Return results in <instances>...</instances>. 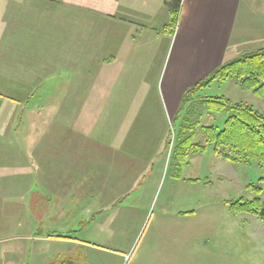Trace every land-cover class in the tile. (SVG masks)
Listing matches in <instances>:
<instances>
[{"label": "crops", "instance_id": "1", "mask_svg": "<svg viewBox=\"0 0 264 264\" xmlns=\"http://www.w3.org/2000/svg\"><path fill=\"white\" fill-rule=\"evenodd\" d=\"M263 1L182 0L177 28L169 32L166 30L170 19L166 0H0V90L5 92L0 93V148L22 152L25 148L81 147L82 153L77 156L89 157V144L83 146L68 140L71 132L66 126L51 130L37 121L45 116L43 113L59 116L58 102L71 99L67 93L60 97V86L72 88L76 84L79 86L76 91L80 92L75 93V100L97 101L101 128L93 148L99 153L103 150L101 157L108 153L116 166V160L122 162L125 159L122 149L129 152L131 160L137 154L133 150L145 149V153H151L149 150L156 145L159 148L166 144L170 135L169 122L173 121L172 126H175L187 89L243 52L260 49L251 50L252 46L259 42L264 44V17L260 15L252 20L248 17ZM26 4L38 7L39 23L29 14L36 9L31 12L24 7ZM56 12L61 13L60 18L56 23L49 22V16ZM32 24L33 29L30 28ZM48 40L53 44L42 47V42ZM60 42L62 44L58 45ZM170 52L165 105L158 111L150 110L152 115L149 116L156 118L152 123L146 120L153 125L148 141L141 135L139 141L133 140V93L145 92L144 97L153 104L154 83ZM47 84L53 86L49 89L50 96L38 95L37 86ZM47 99L56 103L53 115L49 110H43L44 105L38 102ZM9 109L18 111L16 118H33L32 123L25 128H16L8 118ZM84 111L82 114L86 116ZM124 117L128 120L123 121ZM141 131L144 133L145 129ZM49 132L54 133L55 139L47 142L45 138ZM122 132L131 136L123 140ZM23 137H29L31 141L24 142ZM34 154L37 155L35 162L30 158L27 165L23 160L24 168L17 166L7 174L3 172L1 180L15 181L21 179V175L29 181L41 182L44 176L38 165L43 162L38 151ZM132 163L129 160V164ZM116 171L117 167H114V177L119 183L113 189L106 190L104 185L98 195L89 190L81 195L83 239L66 235L43 238L50 243L71 246L66 247L63 254L53 256L49 264H73L77 260L75 253H70L73 251H81L82 264H202L201 255H198L201 246L194 242V237L187 236L186 222L181 221L186 214L179 209H174L173 220L157 223L133 256L147 215L138 219L136 211H125L127 207L122 196L134 190L133 187H120L121 178ZM131 175L129 183L133 180ZM49 191L41 183L39 189L33 191L36 207L45 205V213L50 212L48 207L58 209L78 202L74 194L67 191L57 192L49 200L43 198ZM91 200L98 201L99 205L92 208ZM164 212L167 211L164 209ZM47 216L44 217L47 222L56 218ZM131 220L133 226L128 231L129 239L125 240L122 231ZM192 249L198 252L191 253Z\"/></svg>", "mask_w": 264, "mask_h": 264}, {"label": "rangeland", "instance_id": "2", "mask_svg": "<svg viewBox=\"0 0 264 264\" xmlns=\"http://www.w3.org/2000/svg\"><path fill=\"white\" fill-rule=\"evenodd\" d=\"M24 7L31 12L36 9L35 12L29 14L38 23L41 21L39 9L35 4H26ZM255 7L248 15L251 20L260 15L262 18L264 17V1ZM60 15V12H56L49 16L48 21L56 23ZM30 28H34L33 24ZM52 44V40L44 41L42 47L47 45L50 47ZM61 44L62 42L58 43V45ZM261 47H264V44L259 42L252 46L251 50ZM170 58L171 52L160 70L158 80L154 83V94L151 97L153 104L147 100V97H144L145 92L142 94L133 93V140L139 141V135L144 136V139L147 140V137L153 133V125L146 120L152 123L156 117L149 116V114L152 115L150 110L158 111L165 105L166 74ZM144 82L148 83L147 80ZM37 87H39L38 95L46 96L47 94L50 96L49 89L53 86L47 84ZM69 87L60 86V97H65L66 93L71 97L70 100L58 102V108L61 109L60 115L54 117L43 113L45 116L37 118V121L40 125H46L51 130L53 127L66 126L71 132L68 140L72 139L74 144L80 143L83 146L88 143L90 155L84 159L77 156V153H82L83 148L81 147L59 150L25 148L22 149V152L0 148V177L3 172L7 174L17 166L24 168L25 163L29 164L30 158L36 161L37 155L34 153L37 151L38 157L43 162V164L39 162V171L44 176L41 182L35 179L29 181L21 175L19 176L21 179L15 181L1 180L0 178V264H45L46 262L49 264L50 260L54 259L53 256L63 254L66 251L65 248L71 246L62 245L63 243H50L43 238L66 235L79 240L83 239L81 195L86 190L98 195L104 185L107 187L106 190L113 189V186L119 183L114 177V167H117L116 174L121 178L120 187L123 189L133 187L134 190L133 193L128 191L131 196L128 194L122 196V202L127 207L125 211H136L139 215L138 219L147 215L143 229L133 248V256L139 252L141 244L150 233L152 234L157 223L173 220L174 209H179L180 211L184 210L186 214L181 221L186 222L187 236L194 237L196 239L194 242L201 246L199 252L196 249H192L190 252L194 254L198 252V255H201L200 262L202 264H264V225L262 221L250 215H234L228 204L230 201L241 198L252 200L255 197L246 190V187L252 183L259 184L260 179L264 178V165L233 164L217 156L213 147L207 145L205 152L190 154L187 158L188 164L179 173L178 163L173 159L182 118L179 117L174 130L173 121L169 122L170 135L166 144H162L159 148H156V145L153 150H149L151 153H145V149L133 150L134 154H137L133 155L132 160L128 157L129 152L122 149L120 150L122 154L127 156L123 155L125 159L122 162L116 160L117 164L114 166L111 162L112 158H108V153L101 157L100 154L103 150L99 153L97 148H93L97 145L98 132L101 128V122L99 123L100 119L97 115V101L75 100V93L80 92L76 91L79 86L74 84L72 88ZM55 89L57 92V87ZM71 89H73L72 93L69 92ZM0 93L5 92L0 90ZM200 96L202 98L223 96L234 103L250 104L264 113V99L257 98L253 92L242 91L235 80L213 83L209 88L203 90ZM38 102L44 105L43 110H49L50 115H53L56 104L54 101L49 102L47 99L46 102ZM84 110H86V116H83ZM201 113L203 117L200 126L196 129L194 143L206 145L202 127L215 126L222 130L228 115L206 112V110H202ZM16 115H18L17 110L16 112L15 109L8 110V118H11L10 121L16 128L28 127V124L33 121V118H16ZM125 119L128 120V118H122L123 121H126ZM129 124L127 123V125ZM143 128L145 129L144 133L141 131ZM61 135L65 136L64 133ZM128 136H131L130 133L122 132L123 140ZM45 139L47 142L54 140V133L52 135L51 132L47 133ZM25 140L30 142L31 138L23 137L24 142ZM129 160L133 163L129 164ZM131 173L133 180L129 183L132 178ZM177 176L182 178H176ZM40 183L44 189L48 187L50 190L43 198L49 200L51 195L67 191L74 194L75 201L78 200V202L71 206H59L58 209L48 207L46 209H50V212L46 211L47 213H45V205L36 207V198L33 194L35 189H39ZM137 185L138 188H136ZM58 187H62L63 190L59 191ZM116 188L119 187L116 186ZM94 205L98 206L99 202L95 201L94 203L91 200V207L93 208ZM164 209L167 212H164ZM45 216L56 218L47 222L44 219ZM132 221L122 231L125 240L129 239L128 231H130V226H133ZM70 253H75L74 258L77 259L72 262L73 264L83 263L80 261L82 260L81 251Z\"/></svg>", "mask_w": 264, "mask_h": 264}, {"label": "trees", "instance_id": "3", "mask_svg": "<svg viewBox=\"0 0 264 264\" xmlns=\"http://www.w3.org/2000/svg\"><path fill=\"white\" fill-rule=\"evenodd\" d=\"M181 4L182 0H166L170 13L166 30L169 32H174L177 28ZM228 80H235L242 91L253 92L257 98L264 99V47L255 51L243 52L186 90L177 116V119L182 118L173 155V159L178 163L179 173L188 164L189 155L205 152L207 145L213 147L217 156L233 164L264 165V113L250 104L234 103L223 96L210 98L200 96V93L213 83ZM202 110L228 115L222 130L215 126L202 127L206 145L194 143L196 129L200 126L203 117ZM174 129L175 126H173ZM263 186L264 178L260 179L259 184H249L246 190L255 197L252 200L241 198L228 202L231 212L234 215L243 214L256 217L264 225Z\"/></svg>", "mask_w": 264, "mask_h": 264}]
</instances>
